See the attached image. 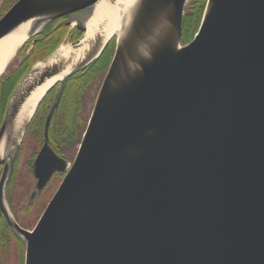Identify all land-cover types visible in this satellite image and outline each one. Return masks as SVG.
Instances as JSON below:
<instances>
[{
	"label": "water",
	"instance_id": "water-1",
	"mask_svg": "<svg viewBox=\"0 0 264 264\" xmlns=\"http://www.w3.org/2000/svg\"><path fill=\"white\" fill-rule=\"evenodd\" d=\"M99 1L17 0L0 19V40L32 22L29 41L65 18L58 27L83 36L63 45L78 50ZM187 2L137 0L122 34L102 48L98 40L90 45L12 137L32 91L67 68L64 61L35 70L62 45L16 86L0 127V145L7 140L0 165L12 164L40 105L60 85L35 162L39 190L52 174H65L34 229L15 226L24 264H264V0H205L198 30L183 45ZM113 39L69 164L49 145L51 119L67 81Z\"/></svg>",
	"mask_w": 264,
	"mask_h": 264
},
{
	"label": "flooded vegetation",
	"instance_id": "flooded-vegetation-1",
	"mask_svg": "<svg viewBox=\"0 0 264 264\" xmlns=\"http://www.w3.org/2000/svg\"><path fill=\"white\" fill-rule=\"evenodd\" d=\"M16 2L17 0L1 1L0 19ZM186 17L187 16L184 14L183 27ZM64 20L65 18L55 21L45 29V34H40L37 37L30 39L24 45L22 48L23 51L28 47L26 56L28 59L41 58L43 56L47 57V55L56 48L55 46L57 45L59 36L65 30L68 31L69 28V26L62 25L58 27V25ZM82 36L83 33L76 28H72L71 32H69V37L71 38V41L74 40V42L79 40ZM35 40H37V42L34 44ZM189 42L191 41L183 43V45H187ZM115 46L116 39H113L102 57L96 63H94L88 70L78 73L67 81L57 113H55L51 119L48 129V137L50 140L49 145L60 158L64 159L69 164L73 163L76 155L71 159L66 153H64L65 151L60 148V144L65 146L70 143L71 139V133L66 134L65 130L62 128L61 122L68 117L67 110L71 111L70 118L73 119V122L76 123L78 121L79 113L82 109V94L89 86V83H86L89 79V75H91L95 68H97V71L102 72L103 67H101L100 61L105 55L107 66L104 70L103 79L101 81L102 84L113 59ZM27 61L15 74H12L13 76H6L0 80L1 122L9 100L10 92L15 85L14 81L17 79L18 75L26 69ZM59 87L60 85L55 87L47 95L37 111V114L39 112L41 115L38 117L36 114L26 130L25 135L31 134L36 142L29 143L31 139L29 137L28 146L24 145L25 140H23L12 164L10 165L8 160L6 163L0 165V264H24L25 248L22 240L15 232V226L25 231H32L40 218V216L38 217L37 215L35 221L33 220V216L37 212L36 208L39 207L40 200L48 195L49 190L52 189L56 180H59L58 185H60L65 176V174L59 173L52 174L45 187L42 190H39V180L41 179L42 173L40 170L36 169L35 162L45 143V122L50 110V105L56 97ZM73 89H76L77 92L74 96L72 95L70 97L69 94ZM27 156H29V158H27ZM55 192L56 190H54L49 201Z\"/></svg>",
	"mask_w": 264,
	"mask_h": 264
},
{
	"label": "bare ground",
	"instance_id": "bare-ground-1",
	"mask_svg": "<svg viewBox=\"0 0 264 264\" xmlns=\"http://www.w3.org/2000/svg\"><path fill=\"white\" fill-rule=\"evenodd\" d=\"M136 1L137 0H115L113 2L111 0H100L92 8L90 12L91 16L85 21L86 33L80 42L79 49L74 50L71 45H62L51 58L36 66V71H42L44 68L59 62L67 61L68 64L67 68H65L61 74L46 80L44 84L35 88L25 100L9 132L12 137L22 134L24 125L33 115L36 105L41 98L69 73L71 67L84 59L90 45L98 40L100 48H102L110 39L122 34L132 15ZM31 25L32 22L25 23L10 35L0 40V76L8 63L14 58L18 48L21 46L24 47L28 42ZM34 76L35 74L29 75L22 86L32 81ZM6 144L7 140L5 136L0 145V158H2L5 153Z\"/></svg>",
	"mask_w": 264,
	"mask_h": 264
},
{
	"label": "rangeland",
	"instance_id": "rangeland-1",
	"mask_svg": "<svg viewBox=\"0 0 264 264\" xmlns=\"http://www.w3.org/2000/svg\"><path fill=\"white\" fill-rule=\"evenodd\" d=\"M1 1H3V0H0V4H1ZM204 7H205V0H188L187 5L185 7V16H187V17L185 19L184 27H183L184 28L183 36H182L183 43H186V42L191 41L193 39L196 31L198 30V27H199L198 20L200 23V20H201L203 11H204ZM62 26H66V25L62 24ZM72 28H75V27H73L72 25H69L68 31L65 30L59 36V38L57 40V45L55 46L56 48L52 52H54L60 45H63L64 43L70 44V43L74 42V40L71 41V38L69 37V32H71ZM27 48L24 51L21 50L19 56L12 62V64L8 68L7 72L1 78V79H3L6 76L9 77L12 74H15L17 72V70L28 60L26 69L23 72H21L18 75L17 79L14 81L15 85H14V88L10 92L9 99H10L13 91L15 90L16 86L18 85V83L21 81V79L24 77V75L31 69V67H33L36 63H38V62H40L46 58L45 56H43L41 58L28 59V57H26L27 56ZM51 53H49V55ZM49 55H47V56H49ZM105 57L106 56L104 55L103 59L100 61V65H101V67H103L102 72L97 71V68H95L94 71H92L91 75H89V79L86 82V83H89V86L86 89V91H84L82 94V109L79 113L78 121L76 123H74L72 126L73 136H72V139H70V143L66 144L65 146L60 144V148L63 151H65L64 153H66L68 155V157H70L71 159L74 158V156L77 154L78 146L81 142L83 132L86 128L87 121L90 117L95 99H96L98 91L100 89V84H101V81L103 79L104 70L107 66L106 65L107 62H105L106 61ZM86 83H85V85H86ZM75 88H76V85H75ZM76 92H77L76 89H73V91L69 94L70 97L72 95L74 96V94H76ZM7 105H8V103H7ZM4 114H5V112H4ZM36 114H37V112H36ZM37 115L39 117L41 114L38 112ZM3 117H4V115H3ZM2 121H3V119H2ZM1 125H2V122L0 124V127H1ZM29 137L31 138L29 143L30 142H33V143L36 142V140L31 136V134H28V135H25V137H24L25 138L24 139L25 140L24 145L29 146V143H28ZM27 158H29V156H27ZM58 183H59V180H56L52 189L49 190L48 195L40 200L39 207L36 208L37 212L33 216L34 221H35V217L37 215H38V217L41 216V214L44 211V208H45L46 204L48 203V201H49L51 195L53 194L54 190H57L56 188H58V186H59ZM33 220H32V224H33Z\"/></svg>",
	"mask_w": 264,
	"mask_h": 264
},
{
	"label": "trees",
	"instance_id": "trees-1",
	"mask_svg": "<svg viewBox=\"0 0 264 264\" xmlns=\"http://www.w3.org/2000/svg\"><path fill=\"white\" fill-rule=\"evenodd\" d=\"M198 24H199V20H198ZM70 113H71V111L67 110L68 117L63 122H61V125H62L63 130H65L66 134L71 133L70 138L72 139V136H73L72 126L75 122H73V119L70 118V116H71ZM63 137H64V135H63Z\"/></svg>",
	"mask_w": 264,
	"mask_h": 264
}]
</instances>
